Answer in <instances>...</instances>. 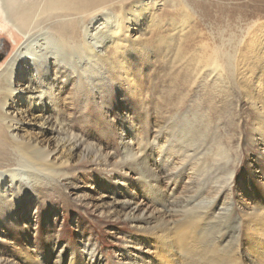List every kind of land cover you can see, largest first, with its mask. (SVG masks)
I'll return each instance as SVG.
<instances>
[{
  "label": "rangeland",
  "instance_id": "374dc122",
  "mask_svg": "<svg viewBox=\"0 0 264 264\" xmlns=\"http://www.w3.org/2000/svg\"><path fill=\"white\" fill-rule=\"evenodd\" d=\"M157 10L156 22H131L127 33L131 47L151 41V52L128 56L116 70L108 63L103 77L93 74L76 97L65 85L45 116L38 111L28 117L39 145L57 148L50 156L55 164L18 187L5 180L0 264H127L138 252L188 264L184 248L202 250L214 233L208 221L223 208L228 168L240 228L264 212V0H163ZM2 12L0 4V37L10 47L0 67L24 41ZM214 46L235 55L224 91H217L213 76L206 86L197 83L201 76L184 85L188 58H201ZM178 50L184 60L173 66ZM135 157L136 165L122 166ZM171 174L179 176L170 180ZM155 176L161 193H155ZM135 199L168 215L149 247L134 245L138 224L126 213Z\"/></svg>",
  "mask_w": 264,
  "mask_h": 264
},
{
  "label": "bare ground",
  "instance_id": "6f19581e",
  "mask_svg": "<svg viewBox=\"0 0 264 264\" xmlns=\"http://www.w3.org/2000/svg\"><path fill=\"white\" fill-rule=\"evenodd\" d=\"M162 1L0 0L4 19L24 37L19 48L0 67V196L6 191L7 178L12 187H18L23 181L38 180L40 173L55 164L50 156L57 148L39 145V136L28 128V117L35 116L38 111L42 112L41 116H45L43 111L47 105L57 104L61 100V91L65 85H72L71 96L75 94L76 97L83 88L82 85L93 74L101 73L100 77H103L100 71L108 63L116 70L119 67L117 63L127 62L128 56L151 52V41L145 39L138 43L140 47H131L127 33L131 22L139 24L148 18L156 22L158 15L155 11ZM165 2L174 5L175 0ZM260 48L258 45L253 47L254 50ZM103 50H106L105 53ZM179 53L178 50L173 57V66H179L184 60ZM168 54L169 52L166 55ZM234 57L227 56L223 46H214L209 54H204L201 58H188L189 63L185 64L188 67H182L183 84L191 86L201 76L202 79L197 83L206 86L207 77L213 76L212 82L217 91H224L225 72L231 69L229 75L232 74ZM40 126L43 127V124ZM63 140L64 138H59L57 143L60 144ZM189 143L197 145L194 138ZM219 151L222 152V148ZM126 154L130 155V150ZM139 158L124 160L122 166L136 165ZM36 161H41L42 164ZM225 172L227 197L223 201V208L213 210L208 221L210 229L214 227V233H208L202 250L196 246L184 248L181 256L188 258L191 264H264V232L259 229L264 227H261L264 212L255 213L251 222L240 228L238 219L232 215L234 171L228 168ZM120 175L124 176L125 172ZM173 176L178 178L179 175L171 174L168 178L171 180ZM143 180L145 181V177ZM146 181L151 183L148 178ZM158 182L159 178L155 176V193L162 191ZM224 192L225 190L223 194ZM142 207L140 201L135 199V205L126 213L138 224V238L134 245L139 243L141 248L145 243L147 247L153 244L152 238L160 231L162 233L169 223L166 213H154ZM244 237L248 238L247 242L243 241ZM162 248H167L166 253L173 255L167 245ZM171 259L176 258L172 256ZM127 264L167 263L164 260L148 259L138 252Z\"/></svg>",
  "mask_w": 264,
  "mask_h": 264
},
{
  "label": "flooded vegetation",
  "instance_id": "af4514ba",
  "mask_svg": "<svg viewBox=\"0 0 264 264\" xmlns=\"http://www.w3.org/2000/svg\"><path fill=\"white\" fill-rule=\"evenodd\" d=\"M10 47L9 42L3 36L0 37V58L6 56Z\"/></svg>",
  "mask_w": 264,
  "mask_h": 264
}]
</instances>
